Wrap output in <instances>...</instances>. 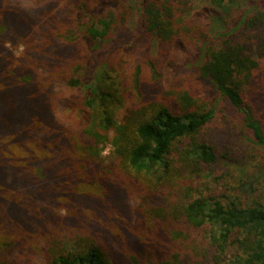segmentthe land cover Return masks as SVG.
Here are the masks:
<instances>
[{
    "label": "trees",
    "instance_id": "1",
    "mask_svg": "<svg viewBox=\"0 0 264 264\" xmlns=\"http://www.w3.org/2000/svg\"><path fill=\"white\" fill-rule=\"evenodd\" d=\"M70 2L0 0V177L36 203L0 211V264H114L107 239L125 264H264V0H137L132 31L128 0Z\"/></svg>",
    "mask_w": 264,
    "mask_h": 264
},
{
    "label": "rangeland",
    "instance_id": "2",
    "mask_svg": "<svg viewBox=\"0 0 264 264\" xmlns=\"http://www.w3.org/2000/svg\"><path fill=\"white\" fill-rule=\"evenodd\" d=\"M18 2H20L23 5H28V7H30V9H35L36 7H43L45 9H49L50 7V14L54 15L57 14L55 17L56 18H61V9H64V6L69 7V5L71 4L70 0H56V2L54 3V1L52 3L49 2V0H17ZM188 2V6L192 8L193 14H195L196 12H209V3H205V0H185ZM11 2V0H10ZM137 2V0H128V3L125 5V9H118L115 10V14L117 15L118 13L121 15L123 13V11H126L125 14V19H126V29L129 31L133 30V25L136 22V10H135V3ZM68 7L66 8V10L64 9V11H67ZM49 15V14H47ZM121 24H123L122 21H119ZM197 26L200 27V29L203 32H208L210 33L211 29H212V22H209V20L201 15V19L199 21H197ZM53 26H50V29H53ZM22 40V39H20ZM19 40H7L4 44V49L6 51V53H8L9 58L8 60H10L12 63H15L17 58L21 57L23 55V53L25 52V46L24 43H18ZM139 51L143 54V56L145 55V53H149L150 52V46H149V40L147 41L146 45L139 49ZM43 54L45 56H49V51H44ZM129 62L130 67H133L134 64H136V62L134 60H132L131 58H129L127 60ZM43 66L45 65V67L50 71V68L48 67L49 61H46L45 59H41L40 62ZM224 108V106H222ZM230 119V115L223 110L219 116L216 118V120L208 127L207 131H206V139L209 143L213 144V145H217L220 146V152L224 153L226 152V150L228 149L229 151L234 150V146H235V142L234 139L232 140V136L231 133L229 132V129H232V122L229 121ZM16 153H20V147L17 146L15 149ZM111 152V146L108 145L104 148V155H109V153ZM221 185V188H223V183H221L219 181ZM96 189V188H94ZM22 190L20 189H15L13 187H10L9 184L7 185L5 183V179L0 177V211H2L5 208L8 207H12V206H16L17 204L23 205V209L25 207V211L28 212L29 214H32V211H35V207H36V203H33L29 200H27L31 205H29L26 202L25 199V194H22ZM63 199V196H59L58 200L55 202V204L52 205L54 210H59L61 207L64 206V203L61 202V200ZM130 205H137V202H135V200L130 201ZM61 216H65V212L63 211V208H61V212H60ZM103 223H105V227L109 228L114 234L118 233L117 230L118 228H116L115 226H111L109 224H107V221L102 220ZM27 228V227H26ZM28 229V228H27ZM29 230V229H28ZM132 233V232H129ZM131 238L129 236H124V239H118V242L121 243L122 245H124V247L127 245V242L130 240ZM111 245L113 246L116 254L115 257H112L114 264H125V254L126 253H122V252H118L117 250V244L115 242H111V239H107Z\"/></svg>",
    "mask_w": 264,
    "mask_h": 264
}]
</instances>
